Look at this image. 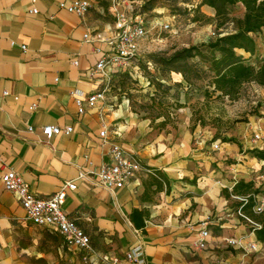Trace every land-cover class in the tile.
Here are the masks:
<instances>
[{"label": "crops", "instance_id": "1", "mask_svg": "<svg viewBox=\"0 0 264 264\" xmlns=\"http://www.w3.org/2000/svg\"><path fill=\"white\" fill-rule=\"evenodd\" d=\"M73 1L0 0V264H92L59 232L27 220L1 180L10 171L19 173L38 197L76 183L64 209L90 236L94 264L115 259L134 264L126 253L138 246L146 264H264V242L238 216L243 198L233 194L240 181L253 182L260 191L255 204L264 207V160L256 156L264 149L252 141L254 133L264 135L263 111L250 116L228 142L191 130L186 109L174 127L163 117L152 120L134 111L129 100L111 93L107 81L91 75L111 51L98 36L108 40L116 31L114 0H88L91 8L84 18L60 7ZM119 1L122 8L134 6ZM238 7L241 16L244 7ZM254 36V55L236 52L255 66L262 62L260 68L264 30ZM104 89V101L78 112L76 99L86 101ZM104 123L106 142L100 136ZM45 126L73 127L74 132L48 139ZM114 144L137 156L144 169L126 187L107 190L97 172L111 163ZM135 211L141 213L135 218L139 226ZM204 228L210 236L205 248L198 249L195 243ZM233 237L259 241L260 250H236L225 242Z\"/></svg>", "mask_w": 264, "mask_h": 264}, {"label": "rangeland", "instance_id": "2", "mask_svg": "<svg viewBox=\"0 0 264 264\" xmlns=\"http://www.w3.org/2000/svg\"><path fill=\"white\" fill-rule=\"evenodd\" d=\"M146 12L148 22H167L171 30L157 28L139 46V57L125 69L112 74L108 89L129 100L134 111L144 113L152 120L166 119L171 126L178 122L182 109L192 117L190 129L199 128L214 140L232 138L250 116H259L264 93L253 83L244 84L234 98L216 92L212 85L214 74L209 71L210 52L202 47L217 39L219 34L232 31L231 21L225 23L212 16L214 9L201 6V0H127ZM229 17H239L240 7H229ZM200 47L201 55L188 61L190 81L169 67L156 64L152 55H172L176 51ZM216 57L219 54L216 53ZM260 61H256L257 66ZM182 76V78H181ZM202 132V131H201Z\"/></svg>", "mask_w": 264, "mask_h": 264}, {"label": "built area", "instance_id": "3", "mask_svg": "<svg viewBox=\"0 0 264 264\" xmlns=\"http://www.w3.org/2000/svg\"><path fill=\"white\" fill-rule=\"evenodd\" d=\"M114 3L116 9V31L108 40H105L101 35L98 36L99 40L108 43L111 51L99 59L91 72L93 77H101L108 83L112 74L117 70L127 68L134 59L139 57V46L149 37L153 28L158 27L166 31L171 30V25L167 22L154 20L149 23L146 15L141 14L140 9L136 6L127 5L125 9V7L122 8L123 4L119 0H114ZM60 7L65 8L68 12L80 18H84L91 8V3L88 0H76L69 4L62 3ZM32 13L37 14L38 10L33 9ZM85 37L89 38V35ZM106 93V89L98 90L91 94L86 101L81 98L76 99L78 112L84 114L86 105L89 107L97 106L100 101L105 100ZM4 95H8V93L5 92ZM261 110L264 113V104H262ZM43 131L48 139H52L54 136L60 134L71 135L74 129L73 127H65L62 129L57 126H45ZM107 132V126L104 123L103 130L100 133L104 142L107 140ZM252 141L255 144H260L264 149V135L262 132L254 133ZM213 148L215 151H219L221 147L220 145H214ZM110 157L111 163L103 164L97 172L100 185L107 190L126 187L144 169L140 159L135 155L128 154L120 145H111ZM81 176L84 177L85 174ZM1 180L6 190L14 193L19 200L26 213L27 220L37 227L50 228L59 232L70 247H74L84 254V260L86 262L95 263L97 260L95 258L96 251L93 248L90 236L68 216L64 209L69 191H75L77 189L75 182L70 181L65 183L51 196L38 197L30 191L29 185L15 171L4 173ZM262 181L264 183V174L262 175ZM242 202L246 204L247 200L242 199ZM254 211L256 214L263 213V205L256 204ZM238 216L247 224L253 226L254 230L260 228L259 224L242 212V207L238 211ZM209 236L210 231L204 228L200 233L199 240L195 243V247L204 249ZM225 242L230 247L247 254L260 250L259 241L252 242L246 237L226 238ZM126 260L134 264H146L147 260L143 247L138 246L127 252ZM118 262L119 260L115 259L112 264H118Z\"/></svg>", "mask_w": 264, "mask_h": 264}, {"label": "trees", "instance_id": "4", "mask_svg": "<svg viewBox=\"0 0 264 264\" xmlns=\"http://www.w3.org/2000/svg\"><path fill=\"white\" fill-rule=\"evenodd\" d=\"M242 5L244 7L243 15L239 17H229L228 8ZM201 6H208L215 11L217 20L222 21L218 28L222 29L225 23L231 21L234 25L232 31L225 34H219L216 40L202 45L210 54L209 71L214 74L212 85L216 92H221L223 96L234 98L239 88L244 84L255 83L264 87V66L260 68L247 62L243 56L237 54V50H244L252 55L257 49V40L254 35L264 30V0H201ZM141 14H145V9H140ZM216 53L219 57H216ZM200 47H189L176 51L166 57L164 55H152L151 59L156 64L165 65L171 68V71L182 74L186 81H190L188 61L201 55ZM160 118V117H159ZM233 139H224V142ZM260 159L264 160V153H256ZM260 191L255 190L253 182L237 183L233 194L247 200L242 203V212L260 225L255 229L259 241L264 242V212L256 214L254 208L255 195ZM141 215L139 211L134 212V222L139 226L136 217Z\"/></svg>", "mask_w": 264, "mask_h": 264}]
</instances>
